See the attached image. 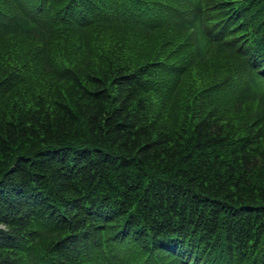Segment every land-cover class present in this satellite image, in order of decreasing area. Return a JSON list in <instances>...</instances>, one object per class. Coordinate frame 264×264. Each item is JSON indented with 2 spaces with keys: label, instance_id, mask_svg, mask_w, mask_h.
<instances>
[{
  "label": "trees",
  "instance_id": "1",
  "mask_svg": "<svg viewBox=\"0 0 264 264\" xmlns=\"http://www.w3.org/2000/svg\"><path fill=\"white\" fill-rule=\"evenodd\" d=\"M0 264H264V0H0Z\"/></svg>",
  "mask_w": 264,
  "mask_h": 264
}]
</instances>
